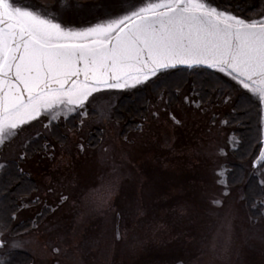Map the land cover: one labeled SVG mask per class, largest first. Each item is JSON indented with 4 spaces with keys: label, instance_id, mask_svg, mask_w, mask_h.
Instances as JSON below:
<instances>
[{
    "label": "rangeland",
    "instance_id": "obj_1",
    "mask_svg": "<svg viewBox=\"0 0 264 264\" xmlns=\"http://www.w3.org/2000/svg\"><path fill=\"white\" fill-rule=\"evenodd\" d=\"M217 2L240 16L264 14V3L245 15L247 1ZM72 3L88 18L122 7V0ZM233 87L218 73L174 70L135 89L97 93L86 117L37 125L6 142L0 208L7 172H24L33 185L0 211V227L16 242L0 256L17 250L28 264H264L257 207L264 175L252 167L262 112ZM136 91L143 111L137 128L125 129L113 110L120 95ZM242 111L254 119L228 118ZM38 133L32 145L27 138Z\"/></svg>",
    "mask_w": 264,
    "mask_h": 264
},
{
    "label": "snow or ice",
    "instance_id": "obj_2",
    "mask_svg": "<svg viewBox=\"0 0 264 264\" xmlns=\"http://www.w3.org/2000/svg\"><path fill=\"white\" fill-rule=\"evenodd\" d=\"M77 7L0 0V147L37 125L86 117L97 93L180 69L229 78L264 113V14L240 16L217 0H122L119 12L91 18ZM258 143L252 167L264 175V138ZM6 231L0 249L16 243Z\"/></svg>",
    "mask_w": 264,
    "mask_h": 264
},
{
    "label": "trees",
    "instance_id": "obj_3",
    "mask_svg": "<svg viewBox=\"0 0 264 264\" xmlns=\"http://www.w3.org/2000/svg\"><path fill=\"white\" fill-rule=\"evenodd\" d=\"M243 1H247L250 4V6L246 9L247 12L245 15H250L255 13L256 11H258L259 9L258 7L262 6L261 4L264 3V0H243ZM180 70H185V69H180ZM203 71L209 73L208 70H203ZM141 92L142 91H136L129 95L128 94L123 96L120 95L117 101L118 104L114 107L113 117L114 116L118 117L119 119H121L120 121H124V120L127 121V123H125V125L122 126L125 129L127 128V126H133L132 128H137L138 124L136 123L135 119H137L142 114L141 112L143 111V106L141 103L143 97ZM132 95L133 97H130ZM251 114L252 113L250 111L247 112L242 111V112H237L236 114L233 115H228V118L230 119L240 118V120H242L243 122L250 123L252 119H254ZM248 126L249 128L247 132H248V136H250L251 138L252 128L250 124H248ZM36 135L37 136L35 137H32L31 135L30 138H27V140L29 139L32 142V143L30 142L32 145H36L38 140L40 139L41 134L38 133ZM26 143L24 146L27 145ZM31 185H33L32 181L26 176L24 172L18 171L17 169L7 172L4 176V180L2 183L1 197L3 203L1 204L0 209L2 210L0 211L8 209V207L12 205L13 199L16 198V193L21 191V187L28 189L30 188ZM4 258L7 261L2 262L3 264H28L29 262V256L26 255L24 252H19L17 250H14L12 252L6 251L3 255L0 256V260L2 261Z\"/></svg>",
    "mask_w": 264,
    "mask_h": 264
},
{
    "label": "water",
    "instance_id": "obj_4",
    "mask_svg": "<svg viewBox=\"0 0 264 264\" xmlns=\"http://www.w3.org/2000/svg\"><path fill=\"white\" fill-rule=\"evenodd\" d=\"M262 116H264V113H262ZM263 132H264V121H263Z\"/></svg>",
    "mask_w": 264,
    "mask_h": 264
}]
</instances>
